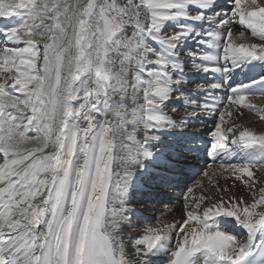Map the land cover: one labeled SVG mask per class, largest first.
<instances>
[{"label":"snow or ice","instance_id":"snow-or-ice-1","mask_svg":"<svg viewBox=\"0 0 264 264\" xmlns=\"http://www.w3.org/2000/svg\"><path fill=\"white\" fill-rule=\"evenodd\" d=\"M0 38V264H264V133L226 120L264 121V0H0ZM217 114L238 162L126 235L136 177L168 183L165 140L197 152L180 129Z\"/></svg>","mask_w":264,"mask_h":264},{"label":"bare ground","instance_id":"bare-ground-1","mask_svg":"<svg viewBox=\"0 0 264 264\" xmlns=\"http://www.w3.org/2000/svg\"><path fill=\"white\" fill-rule=\"evenodd\" d=\"M221 2H223V0H221ZM2 43H3V41L0 42V44H2ZM259 73H260V69L257 68V69H255L252 72H248L246 75L245 74H237L235 76V80H236L237 83H239L241 81H243V82H249V80H250L251 77H258ZM222 91L227 92L226 90H222ZM261 97L262 96L257 95L255 97H249V99H250V101L254 105H256V107L262 108V106L264 107V100ZM220 110L223 111L224 109L221 108ZM181 114H183V113H181ZM226 120H227V122H228L229 125L233 121H235L236 123L243 124L245 127H248V128L254 130L257 133H264V121H261L259 119V116L256 113H254V112H249V111L245 110L244 116L242 118H237L235 115H233L231 118H229V117L226 116ZM214 121L215 122H218V117H216V116H209V117H207L205 119V122L204 123L197 122L196 123V126L194 128L180 129V131H188V132L196 131V132L201 133V138L195 142V146L198 148V151L197 152H194V153H198L199 154V157L201 159H210L212 157L209 154V149H208V143L207 142L211 139V136L209 134V130L212 129L213 122ZM205 124H206V127H205ZM169 138L171 139L172 137H169ZM182 140H183V138H179V137L176 138V139H174V141L177 142L176 145H178L179 148H180V144L182 143ZM165 144L167 145V143H165ZM174 148L175 147L173 146V148L166 149V150L169 151V152H173L174 150H172V149H174ZM194 157H195V155L193 154L191 156V160H194ZM191 160H190V162H191ZM234 161L235 162H238L236 160H234ZM198 162L199 161L197 160L196 162L192 163L191 168L195 165V163H198ZM227 162L229 163L230 161L227 160ZM213 166H212V168H210L211 166L206 168V169H209L208 172L210 174L213 173V172H215V171H217L219 169V166H217V168H215ZM256 174L257 175H260L261 173H260V171H257ZM211 179L213 181L219 180V183L220 184H224L225 183V181L222 178H220L218 175L217 176H212ZM202 183H203V189L202 188H199L200 190L199 191H196V193L193 194L194 196H197L198 197L203 190L209 189L211 187V185L209 184L208 178L205 179L204 181H202ZM228 183L231 184V181H228ZM169 184L170 185L171 184L173 185V182L172 181H169ZM185 185H186V183L185 182L183 183V181H182V182L179 183L178 187H175L174 189H177V192H180V190H183V187ZM140 187L141 186H139L138 185V182H136V180H135V187H134V189H132L131 194L134 191H137V190L140 191L141 190ZM165 188H166V186L165 187H162V186L159 187V186H157L156 189L157 190L160 189L162 191ZM173 192L174 191H172V193ZM181 194H182L181 192L179 194H177V199H180L181 196H182V201H183V194L182 195ZM233 194H235V195H243L245 197V199H250V194L245 190V188L243 187V185L242 184H239V183H237L236 188L233 190ZM187 195H188V193H187ZM174 198H172V199H174ZM129 200H130L129 203H133L134 202L133 201V196L130 195ZM158 203H159V201H158ZM170 203L172 205L173 202H170ZM182 205H183V203L173 204V206L171 208H169V210L162 215L161 220H165V221H168V222H171L173 220H179L181 218V215H182ZM126 207L128 209H130L129 213L131 212V210L137 209V207L134 208L133 206H129L128 204L126 205ZM144 207L147 208V206H144ZM165 207H166L165 205L157 204L155 207H150V211L149 212H151V211H162V210L165 209ZM129 213H128V215H129ZM149 214H151V213H149ZM137 222H138V220L135 219L134 223H137ZM228 227L231 228L237 234H239L240 230L238 229L237 226H234V225H231L230 224ZM125 234L126 235H131V236L134 237L135 235H137V231L135 229L132 230V231H130V229H128L126 227L125 228Z\"/></svg>","mask_w":264,"mask_h":264},{"label":"rangeland","instance_id":"rangeland-1","mask_svg":"<svg viewBox=\"0 0 264 264\" xmlns=\"http://www.w3.org/2000/svg\"><path fill=\"white\" fill-rule=\"evenodd\" d=\"M240 31V29L239 28H235L234 29V32H236V33H238ZM218 95V94H217ZM263 100H264V96H262L261 97ZM262 108H264L263 106H262ZM218 115V114H217ZM216 117H218V116H216ZM262 125V124H261ZM168 139V141H166L165 140V143H168L167 145H168V147H169V145H171L169 142H171L172 144L174 143V139L173 138H167ZM172 140V141H171ZM174 152V151H173ZM172 152V153H173ZM230 162H235L234 160L233 161H230ZM208 166H206L205 167V169L204 168H202V172H200L199 174H197V176L195 177V178H193V180L191 181V182H189L187 185H185L184 187H183V190H180V192L183 194V196L186 194L187 195V189L188 188H193L194 189V192L192 193V195L193 194H195L196 193V191H199L200 189H199V187H196V185H197V182H202V181H204L205 179H207V178H205V176L203 175V172L204 171H207L208 172V170L209 169H206L207 167H210V168H212V166L213 167H215V168H217V166H220V164H219V162H212V163H210V164H207ZM140 176H137L136 177V182H138V178H139ZM163 191V190H162ZM164 191H166L165 189H164ZM166 192H172V191H166ZM180 192H176L177 194H179ZM133 194V193H132ZM131 194V196H133ZM175 193H165V194H162L161 195V197L162 198H168L169 200H167V202H162V203H159L160 205H165L166 207H165V209L164 210H162V211H151V212H149L150 211V208H149V211L145 214V211H147V209H148V207H155L156 205H157V203L156 202H147L146 204H141V203H137V205H134V202L133 203H128V205L129 206H133L134 208H136L137 207V209H134V210H131V212H133V211H139L138 212V214H142V215H140L139 216V219H141V220H138V222L137 223H134L133 221H134V219H135V217L134 216H130L131 217V219H132V222H133V225H134V228L133 229H130V231H132V230H134V229H136V228H138V227H143L144 225H146V224H155L156 223V221H158V220H161V217H162V215L165 213V212H167L168 210H169V208H171L172 206H173V204H176V203H183V201H182V196H181V198L180 199H177V197L174 195ZM181 194V195H182ZM135 196H133V201H136L135 200V198H134ZM176 199H175V198ZM172 198H174V199H172ZM170 202H173L172 203V205H171V203ZM144 206H147V208H145ZM131 208V207H130ZM143 208V209H142ZM141 210V211H140ZM166 210V211H165ZM149 213H151L150 215H149ZM144 215H149V216H147V219L145 218L144 219V217H146V216H144ZM142 217V218H141ZM129 229V228H128ZM136 236V235H135ZM134 236V237H135Z\"/></svg>","mask_w":264,"mask_h":264}]
</instances>
